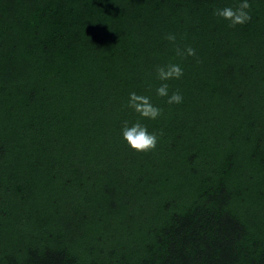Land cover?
<instances>
[{
	"label": "trees",
	"instance_id": "obj_1",
	"mask_svg": "<svg viewBox=\"0 0 264 264\" xmlns=\"http://www.w3.org/2000/svg\"><path fill=\"white\" fill-rule=\"evenodd\" d=\"M239 3L0 0V264H264V0L214 11Z\"/></svg>",
	"mask_w": 264,
	"mask_h": 264
},
{
	"label": "clouds",
	"instance_id": "obj_2",
	"mask_svg": "<svg viewBox=\"0 0 264 264\" xmlns=\"http://www.w3.org/2000/svg\"><path fill=\"white\" fill-rule=\"evenodd\" d=\"M249 0H240L238 7L224 6L216 8L215 14L224 20L230 22L232 26L237 24H244L251 19ZM167 39L175 41L174 34H168ZM178 55L195 56L194 48L188 47L181 51L177 49ZM183 68L179 64L162 65L157 68L158 79L162 81L156 89V95L159 97H166L168 104H179L183 100V96L176 91L169 94V84L167 81L172 79H179L183 75ZM127 106L139 113L140 117L149 120H155L161 115V107L154 104L152 98L147 95H141L136 92H130L127 101ZM122 138L127 144L136 151L146 152L155 149L158 143V135L156 131H150L147 124L136 120L135 122L125 121L121 129Z\"/></svg>",
	"mask_w": 264,
	"mask_h": 264
}]
</instances>
